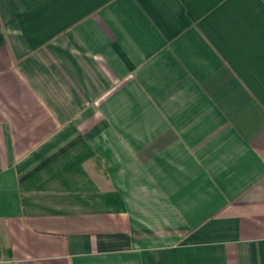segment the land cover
Wrapping results in <instances>:
<instances>
[{
  "label": "crops",
  "instance_id": "crops-1",
  "mask_svg": "<svg viewBox=\"0 0 264 264\" xmlns=\"http://www.w3.org/2000/svg\"><path fill=\"white\" fill-rule=\"evenodd\" d=\"M0 264H264V0H0Z\"/></svg>",
  "mask_w": 264,
  "mask_h": 264
}]
</instances>
